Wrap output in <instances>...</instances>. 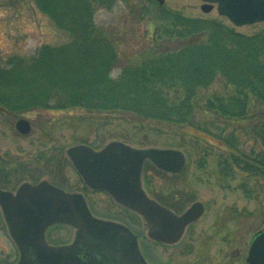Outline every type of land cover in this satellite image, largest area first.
I'll return each instance as SVG.
<instances>
[{
	"label": "trees",
	"instance_id": "trees-1",
	"mask_svg": "<svg viewBox=\"0 0 264 264\" xmlns=\"http://www.w3.org/2000/svg\"><path fill=\"white\" fill-rule=\"evenodd\" d=\"M33 1L70 41L44 44L0 65V108L16 115L80 111L98 120L118 114L129 123L172 127L209 146L199 155L201 168L216 147L221 176L264 179V29L247 36L214 20L157 10L162 25L148 48L122 66L116 43L95 22L97 7L110 8L117 0ZM163 39L178 45L164 49L158 44ZM98 142L86 144L100 149ZM66 164L78 177L69 179L75 189L92 194L67 158ZM155 172L165 174L148 162L146 190L179 210L156 188ZM33 175L31 180L40 181ZM1 180L0 186H11L8 178ZM50 180L68 186L58 175ZM54 228L47 233L51 243H57Z\"/></svg>",
	"mask_w": 264,
	"mask_h": 264
},
{
	"label": "rangeland",
	"instance_id": "rangeland-1",
	"mask_svg": "<svg viewBox=\"0 0 264 264\" xmlns=\"http://www.w3.org/2000/svg\"><path fill=\"white\" fill-rule=\"evenodd\" d=\"M164 1L161 5L158 0H117L110 8L97 7L96 25L116 43L122 66L148 48L157 26L162 25L155 14L157 10L163 9L165 15L173 13L214 20L247 36L264 29V22L237 27L218 13L216 5L206 13L204 0ZM69 41L70 36L41 13L33 0H0V65L13 55L29 56L44 44L60 46ZM158 44L170 49L178 42L163 39L158 40ZM121 70L117 69L114 75H119ZM22 118L32 125L28 135L16 129ZM93 140L99 141L101 148L121 141L135 148L183 151L187 156L186 169L177 177L155 172L156 188L179 209L174 210L178 214L196 202L205 205L206 213L186 230L178 244L151 240L140 215L118 205L105 193L77 191L69 182L70 178L75 182L78 177L67 167L66 151ZM207 148L206 143H195L172 127L129 123L118 114L98 120L80 111L16 115L0 108V179L8 178L9 188L13 189L22 182H34L29 178L33 174L38 175L40 181L51 183L50 177L56 175L68 180L66 190L83 193L95 216L127 224L138 234L141 252L149 264H249L247 258L252 243L264 231V179L242 173L229 178L221 176L218 168L221 151L216 147L201 168L199 155ZM56 227L52 231L56 242H73L74 229ZM16 253L0 208V260L14 257Z\"/></svg>",
	"mask_w": 264,
	"mask_h": 264
},
{
	"label": "water",
	"instance_id": "water-1",
	"mask_svg": "<svg viewBox=\"0 0 264 264\" xmlns=\"http://www.w3.org/2000/svg\"><path fill=\"white\" fill-rule=\"evenodd\" d=\"M164 5V0H158ZM203 11L217 5L218 13L241 27L264 22V0H204ZM22 135L31 133L26 119L16 124ZM84 184L94 192H105L119 205L140 215L148 237L163 244H176L191 224L206 212L196 202L178 214L152 198L143 183L147 162L159 170L178 175L187 166L186 154L171 148H135L113 141L96 150L80 144L66 151ZM0 207L10 236L20 251L17 264H149L137 235L123 223L98 218L85 195L70 192L48 180L24 182L16 193L0 189ZM55 225L75 230L69 245H51L47 231ZM249 264H264V231L253 241Z\"/></svg>",
	"mask_w": 264,
	"mask_h": 264
},
{
	"label": "flooded vegetation",
	"instance_id": "flooded-vegetation-1",
	"mask_svg": "<svg viewBox=\"0 0 264 264\" xmlns=\"http://www.w3.org/2000/svg\"><path fill=\"white\" fill-rule=\"evenodd\" d=\"M2 161V160H1ZM24 182H22L21 184H19V186L17 187V188H15V189H13V188H4V187H2V186H0V189L1 190H4V191H11V192H13V193H16L17 192V190H18V188L23 184ZM31 183H33V182H31ZM1 208V207H0ZM195 224V223H194ZM126 226H128L129 228H131L129 225H127V224H125ZM191 225H193V224H191ZM190 225V226H191ZM190 226H188V228L190 227ZM187 228V229H188ZM186 229V230H187ZM131 230H133L132 228H131ZM134 232V231H133ZM137 236H138V234L136 233V232H134ZM185 233H186V231H185ZM185 235V234H184ZM139 237V236H138ZM184 237V236H183ZM182 240V239H181ZM180 240V241H181ZM179 241V242H180ZM49 242V244H51V245H56V246H64V245H69V244H71L72 242H69V243H62V244H60V243H51L50 241H48ZM178 242V243H179ZM178 243H176V244H178ZM168 245H174V244H168ZM15 246H16V244H15ZM16 250H17V253L16 254H14V257H10V258H8V259H1L0 260V264H17L18 262H19V260H20V256H21V254H20V251H19V249L17 248V246H16Z\"/></svg>",
	"mask_w": 264,
	"mask_h": 264
}]
</instances>
